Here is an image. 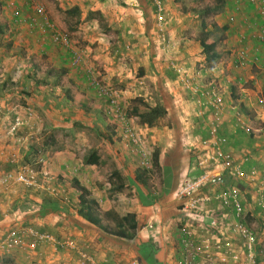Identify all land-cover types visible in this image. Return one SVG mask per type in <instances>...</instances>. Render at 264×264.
I'll return each instance as SVG.
<instances>
[{
	"label": "crops",
	"instance_id": "1",
	"mask_svg": "<svg viewBox=\"0 0 264 264\" xmlns=\"http://www.w3.org/2000/svg\"><path fill=\"white\" fill-rule=\"evenodd\" d=\"M49 1L55 2V9ZM183 1L161 2L169 56L159 50L150 0H39L44 18H35L33 9L24 0H0V138L11 136V141L16 142L25 133H35V136L44 133L54 140L49 149L51 154L42 158L40 170L46 173L44 179L50 177L48 185L58 190L50 193L46 187L35 190L19 186L5 196L0 194V208L10 207L5 220L0 216L3 229L0 236L15 227H31L50 234L57 241L71 240L74 247L45 243L33 252L0 254V264H125L130 258L137 264H180L182 255L175 244L181 212L175 192L184 178L200 172L193 163L194 153L198 151L199 141L209 137L212 127L224 139L222 148L237 158L246 156L244 166H254L264 183V70H261L264 39L250 38L260 27L264 29V23L255 8L244 0H238L236 11L231 3L227 6L223 37L227 36L225 40L233 44L234 56L231 49H216L219 57L208 65L195 37L183 35V29L197 11L196 7H185ZM71 8L77 13H67ZM186 11L190 13L187 15ZM231 13L235 18L228 23L226 19ZM40 24L67 32L70 49L53 42L51 31L46 27L41 29ZM72 49L79 53V65L83 68L96 65L109 74L110 83L121 81L120 87H112L122 89L119 107L125 116L124 123L113 118L107 101L87 85L82 66H72L68 60L71 53H65ZM241 53L243 59L239 63L237 56ZM169 58L192 77L198 86L197 92L182 87L178 75L166 67ZM94 72L92 75L103 74ZM48 74L53 77L44 79ZM119 75L135 80V87L129 89L128 82L124 84V79L116 78ZM201 77L209 81L203 83ZM42 79L45 83H40ZM246 79L249 80L244 85ZM208 83L216 85L221 95L218 118H214L210 100L202 93L208 92ZM139 98L150 105H161L166 122L148 126L133 116L130 109ZM26 110L33 113V119L28 120L26 127L16 130L17 139L13 138L8 127L15 119H27ZM35 123L37 127L33 128ZM125 123L142 136L152 168H143L141 157L122 139ZM39 124L47 129L40 130ZM75 124L91 129L88 135L82 134L92 140V150L99 156L98 165L84 162L86 150L54 147L62 136L73 138ZM80 138L77 137V144L82 145ZM1 145L0 174L12 172L18 163L4 162L11 155L3 154ZM154 152L156 166L152 162ZM15 155L22 162V157ZM102 169L107 172L104 177L96 174ZM140 170L144 174L142 181L136 178ZM114 171L118 177L111 176ZM52 174H57V179L71 177V181H66L69 187L55 182ZM230 181L240 183L222 176L202 192L228 189L233 185ZM75 182L96 202L101 225L114 227L116 218L133 214L132 235L123 238L110 234L79 215L76 211L79 191ZM240 185L239 197L249 210L248 221L254 219L264 226V211L254 203L255 195ZM262 191L264 195V184ZM207 208L209 215L211 209L225 216L231 213L230 207L218 209L214 201ZM105 212L110 214L105 216ZM209 215H203L205 222L209 221ZM80 251L95 263L80 260L77 254ZM147 252H150L149 261L145 257Z\"/></svg>",
	"mask_w": 264,
	"mask_h": 264
},
{
	"label": "built area",
	"instance_id": "2",
	"mask_svg": "<svg viewBox=\"0 0 264 264\" xmlns=\"http://www.w3.org/2000/svg\"><path fill=\"white\" fill-rule=\"evenodd\" d=\"M25 1L33 9L35 18H44V8L39 0ZM150 1L154 8V27L159 42V50L169 55L167 53L170 50H168L163 28L164 8L161 2L164 0ZM230 1L234 5V11L238 10V0ZM244 2L255 8L256 14L264 23V0H244ZM234 18V13H231L228 14L226 20L232 23ZM34 22L35 24L37 23L36 20ZM40 26L41 29L46 27L51 31L50 37L53 42L63 48L70 49L71 43L67 32L56 30L53 25L40 24ZM250 38L254 41H262L264 39V29L260 27L255 33L250 34ZM70 51L72 64H77L80 61L79 53L73 49ZM239 57L240 59H238ZM242 59L243 54L241 53L240 56H237V60L242 63ZM166 67L178 75L180 84L184 89L192 93L197 92V84L193 82L189 74L184 72L181 66L169 58ZM85 70L91 72L87 67ZM261 70H264V64H261ZM88 84L94 88L99 96L108 102L113 118H117L124 123L125 116L119 107V100L123 94L122 90L102 85L100 80L94 75L89 77ZM207 86H209L208 92L203 91L202 93L210 100L209 103L214 109V118H218L217 113H219L222 106L221 95L217 86L213 83H208ZM197 102L199 105L202 104L200 100ZM25 114L27 119H15L10 124L8 130L10 135H14L16 130L26 127L28 120L32 118V112L26 110ZM240 124L243 127V122ZM123 128L122 139L132 146V152L138 153L141 157V166L146 169L152 168L142 136L133 131L126 123ZM210 131L207 139L199 141L198 151L194 153L193 163L195 167L200 169V172L195 176L184 178L175 192V197L180 203L181 212V224L177 230L178 238L175 244L182 255L180 264H259L262 261L261 256H259V250L256 248L258 240L248 221L249 210L240 200L239 186L231 185L225 190H210L211 193H203L202 189L208 188L209 190V185L214 179L222 176L235 179L240 181L251 195H255L254 203L264 211V195L262 191L264 183L260 179L261 174L254 166H249L248 168L244 166V163L248 160L246 156L237 158L233 153L222 148L224 139L216 134V127H212ZM33 136L32 133H27L23 138L19 137L18 142L21 146L28 148V143ZM9 157V162L18 164L17 168L12 172L0 174V194L5 196L19 186L35 190L46 187V191L50 193L58 191L57 188L48 185L47 181L50 177L48 176L47 179H44L46 173L40 170L41 167L36 170L31 165L20 162L15 154ZM42 163L43 159L39 158L37 165L41 166ZM213 201L218 203V209L230 207L231 213L228 215L229 217L215 209H211V214L209 215L210 209L207 207ZM204 214L209 215V221L205 222L203 220ZM0 216L5 220L8 216V210L0 212ZM45 243L74 248L71 240L57 241L50 234L41 231L37 232L31 227H15L5 231L0 236V254L25 250L33 252L37 246ZM77 254L80 260L95 263L86 253L80 251ZM125 264H137V262L134 258H130Z\"/></svg>",
	"mask_w": 264,
	"mask_h": 264
},
{
	"label": "trees",
	"instance_id": "3",
	"mask_svg": "<svg viewBox=\"0 0 264 264\" xmlns=\"http://www.w3.org/2000/svg\"><path fill=\"white\" fill-rule=\"evenodd\" d=\"M231 1L230 0H214V3L212 6H203V8L201 9H197V11H194L196 13V15H198V17H200L199 20V31L195 37L196 41H197V45L200 48V54L203 56L204 60L206 61V64L210 63L212 60L216 59L217 57H219V52L216 51V44L218 39H214L211 38V30L214 26V24H210L207 25L205 22V16L209 15L210 13H215V9L217 8H221L222 5H226V4H230ZM229 5V6H230ZM67 13L70 14H76V10L74 8H71L68 10ZM229 23V22H228ZM227 27V23L226 25H222L221 26V31L223 32L225 30V28ZM223 36L220 38L222 39ZM117 49V48H116ZM118 51V50H117ZM116 53V52H115ZM140 74H137L136 77H140ZM53 77L51 74H48V76H44V79L48 78V77ZM32 80V79H31ZM40 83H45L44 80H40ZM232 87H234V83L231 85ZM134 103L132 104V107L130 109V113L133 116H136L140 122L144 123L145 125H158L161 122H166V114L165 111L163 109V107L161 105H159L158 103L150 105L148 102L139 99H135L133 101ZM106 104L108 105V102H106ZM109 113V111H107V114ZM41 133V132H40ZM34 136L30 139L29 141V147L25 150V157L24 160L22 161L24 164L27 165H33V163H38V159L39 158H44L46 157V155H50L51 154V150H49L54 142V140H52L50 137H47L44 133L41 134H37L35 136V133H32ZM14 135H16V132L14 133ZM27 134L25 133V135H20V138H23L24 136H26ZM45 135V137H44ZM50 152H49V151ZM34 160V161H33ZM9 162V160H8ZM8 162H6L8 164ZM84 162L86 164H96L98 165L100 163L99 161V156L97 155V152L95 150H91L88 154H86L85 158H84ZM152 162L153 165L156 166L157 164V159H156V152L153 153L152 156ZM38 167L39 164L37 165ZM33 167V166H32ZM9 168H7L6 170H8ZM9 171V170H8ZM144 175L142 173V170H140V173L136 175L137 180H143L144 179ZM111 176H117L118 177V173L116 171L112 172ZM61 177V176H60ZM63 178V177H61ZM60 179V178H58ZM76 189L79 191V195H78V210H76L79 215H81L83 218H85L87 221H89L90 223L95 224L96 226H101L102 229L110 234H114L117 235L119 237H123V238H129L134 229H135V221L134 218L135 216L131 213H128L125 216H122L120 218H116L117 221L115 222V226L111 227L108 224H104L101 225L100 221V217H98V212L97 211V204L95 201L91 200L88 198V194L87 191L85 190L84 187L80 186L77 182L74 183ZM51 186V185H50ZM31 192V191H29ZM39 194V193H38ZM106 214H110V212H105L104 215L107 216ZM117 225L119 227H117ZM124 225V227H123ZM258 246L256 245V248ZM150 252H147L145 255L146 258H148V256ZM144 255V254H143Z\"/></svg>",
	"mask_w": 264,
	"mask_h": 264
},
{
	"label": "rangeland",
	"instance_id": "4",
	"mask_svg": "<svg viewBox=\"0 0 264 264\" xmlns=\"http://www.w3.org/2000/svg\"><path fill=\"white\" fill-rule=\"evenodd\" d=\"M25 1V0H24ZM26 2V1H25ZM180 2V1H179ZM184 3H185V7L186 6H193V8H195L196 7V9H201V8H203V6H212L213 5V3H214V0H185V1H183ZM54 3L55 2H53V1H49L48 2V4L53 8V9H55V7H54ZM231 3V2H230ZM179 5H180V3H179ZM229 5L230 4H226V5H222V7L221 8H216L215 9V13H210L209 15H207V16H205V22H206V24L207 25H210V24H214V26L215 27H213L212 28V30H211V35H210V37L211 38H214V39H218V41H217V44H216V49H218V50H223V48H227V49H231V52H232V54H233V56H234V48H233V44H228V42H227V40H225V38H227V36L226 37H223L222 39H220L222 36H224L225 35V33L224 32H222L221 31V26L223 25V24H226V22H225V18H226V14H227V12H228V8H227V6L229 7ZM187 8H190V7H187ZM186 13H187V11H186ZM190 12H188L187 13V15L189 14ZM19 16H21V15H19ZM199 20H200V17H198V15H196L195 17H191V19H190V22H189V24H187V26H186V29H183V35H185V36H188L189 38H194V37H196V35H197V33H198V31H199ZM222 24V25H221ZM189 34V35H188ZM114 44H116V43H114ZM119 44V43H118ZM120 45V44H119ZM65 49H67V48H65ZM65 53L66 54H70V51H68V50H66L65 51ZM65 57V56H64ZM223 59V58H222ZM68 60H71L70 58L68 59ZM225 62V61H224ZM81 63V60L77 63V64H74V65H72L73 67L74 66H76V67H79V66H82V65H79ZM213 63H215V62H213ZM211 64V62L208 64V65H210ZM91 66L92 67H90V66H88L87 68H89L90 69V71L91 72H87L86 70H85V68H83V66H82V76L84 77V79H85V81L87 82V85H89L88 84V81H89V77L92 75V74H95V70H97V71H99V72H102L103 74H97V75H94L95 77H97L99 80H100V83L102 84V85H104V86H110V87H112V86H117V87H120V82L121 81H116L115 83H110L111 82V80H109V74L106 72V71H104L102 68H100V67H98V66H96V65H93V64H91ZM207 67V66H206ZM123 75H124V73H122ZM103 76H107V77H105L104 79L102 78ZM112 76H114V75H111V77ZM121 76L122 75H119V76H117L116 78H120V79H124V84H125V82H126V84H127V82L130 84V87H129V89H131V88H134L135 86H134V84H135V80H133V79H131L130 77H126V78H121ZM243 77V76H242ZM242 77H241V79H242ZM244 78V77H243ZM127 79H129V80H127ZM218 79V78H217ZM249 79H246V81L244 82V85H246L247 84V81H248ZM201 81L203 82V83H207L209 80H208V78L207 77H204V78H202L201 77ZM246 83V84H245ZM112 88H114V87H112ZM126 89H124L125 91H128V88L127 87H125ZM120 89V88H119ZM122 90V89H121ZM95 93L97 94V92L95 91ZM122 96H123V94L121 95V97H120V101H121V98H122ZM31 112V111H30ZM32 115H33V113H32ZM36 115V114H35ZM37 118H40L39 116L37 117ZM31 119H33V118H31ZM37 123V122H36ZM36 123L35 124H33L32 125V127L34 128V127H37L36 126ZM39 126H40V130H43V129H47V127L46 128H44V127H42L41 126V124H39ZM9 128V127H8ZM72 131L74 132V134L72 135V137L73 138H71V136H66V137H64V136H62V138H60V136H58L60 139H59V141H57L58 143L56 144V146H54V147H62L63 149L64 148H67L68 150H76L77 148H78V150H81V151H84L85 152V150H86V153L88 154L92 149H93V146H92V140L91 139H85V137H83L84 135L82 134V132L84 133V134H86V135H88L89 133H90V131H91V129L89 130V127H84V126H79V124L78 125H74L73 126V129H72ZM19 133V132H18ZM76 134V135H75ZM17 135V134H16ZM16 135H13V138H16ZM19 136V135H18ZM90 137H91V135H89ZM11 137V136H10ZM7 138V136H3L2 138H0V144L1 143H3V145H1V147H2V152H3V154L4 153H9V155H12V154H19L22 158H21V160L23 161L24 160V157L25 156H23L24 155V153H25V150L27 149L26 148V146H21L20 145V143L18 142V141H16V142H12L11 141V138ZM77 137H81L80 139H81V143H82V145H79V144H77ZM19 138V137H18ZM17 139V138H16ZM92 146V147H91ZM11 147L13 148L12 150H11ZM90 147V149L88 150V148ZM105 147V146H104ZM9 150H8V149ZM1 150V149H0ZM0 158L2 159L3 157H1L0 156ZM9 159H10V157H9ZM8 159V160H9ZM5 160V161H4ZM4 160H2V161H4V162H7L8 160H6V159H4ZM34 161V160H33ZM33 168H35L36 170L38 169V166H37V164L36 163H33ZM101 167H99V168H97V169H100ZM49 171V170H48ZM50 172V171H49ZM96 174L98 175V176H102V177H104L106 174H107V172H106V170H103L102 169V171L101 172H96ZM52 176L54 177V181L56 182L57 181V183L58 182H60V184L62 185V184H66V187H69V185L67 184V180H68V182L69 181H71V177H67V176H64L63 178H61L60 177V179L58 180L57 179V174L56 175H54V174H52ZM99 184H101V183H99ZM20 193V192H19ZM33 193V192H32ZM31 194V193H30ZM33 194H36V193H33ZM32 194V195H33ZM38 194V193H37ZM36 194V195H37ZM9 211L10 210V207H9V209L8 208H0V212H2V211ZM249 222H250V224H251V226H252V228H253V230H254V232H256L257 233V235L259 234V236H257V238H258V241H257V249L259 250V253H260V255L259 256H261V261L262 262H260L259 264H264V226H262V224H260L257 220H252V219H249ZM263 222V225H264V220L262 221ZM1 230H3L2 228H0V231ZM4 259V258H3ZM150 260V258H147V261H149Z\"/></svg>",
	"mask_w": 264,
	"mask_h": 264
},
{
	"label": "water",
	"instance_id": "5",
	"mask_svg": "<svg viewBox=\"0 0 264 264\" xmlns=\"http://www.w3.org/2000/svg\"><path fill=\"white\" fill-rule=\"evenodd\" d=\"M231 184L235 185V186H241L239 182L236 181H230Z\"/></svg>",
	"mask_w": 264,
	"mask_h": 264
}]
</instances>
